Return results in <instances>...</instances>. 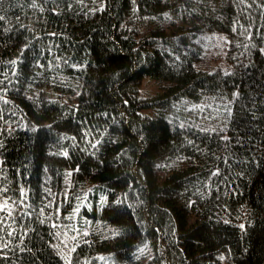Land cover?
I'll return each mask as SVG.
<instances>
[{"label": "trees", "instance_id": "16d2710c", "mask_svg": "<svg viewBox=\"0 0 264 264\" xmlns=\"http://www.w3.org/2000/svg\"><path fill=\"white\" fill-rule=\"evenodd\" d=\"M263 47L264 0H0V264H264Z\"/></svg>", "mask_w": 264, "mask_h": 264}, {"label": "rangeland", "instance_id": "374dc122", "mask_svg": "<svg viewBox=\"0 0 264 264\" xmlns=\"http://www.w3.org/2000/svg\"><path fill=\"white\" fill-rule=\"evenodd\" d=\"M216 48V50H219L220 49V46H218V47H215ZM263 51H264V47H263ZM204 64L206 65V67L205 68H208L209 66H214V65H219L220 64V62H218L216 59H214V58H212V59H209V58H207V59H205V61H204ZM154 89H155V83L154 82H152V81H145L144 82V85L142 86V94L144 95V96H147V95H149V94H152L153 92H154Z\"/></svg>", "mask_w": 264, "mask_h": 264}, {"label": "snow or ice", "instance_id": "6c2138e0", "mask_svg": "<svg viewBox=\"0 0 264 264\" xmlns=\"http://www.w3.org/2000/svg\"><path fill=\"white\" fill-rule=\"evenodd\" d=\"M101 7H103V5H101ZM241 227H243V225H241Z\"/></svg>", "mask_w": 264, "mask_h": 264}]
</instances>
